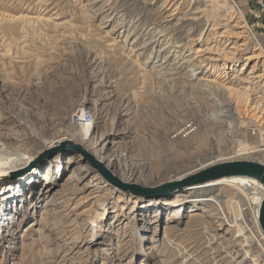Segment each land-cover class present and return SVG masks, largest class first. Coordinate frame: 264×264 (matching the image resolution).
<instances>
[{"label":"rangeland","instance_id":"1","mask_svg":"<svg viewBox=\"0 0 264 264\" xmlns=\"http://www.w3.org/2000/svg\"><path fill=\"white\" fill-rule=\"evenodd\" d=\"M164 1L0 0V138L26 154L23 161L31 156L26 166L60 149L36 162L47 178L32 202L26 196L15 223L0 229V264H264L256 208L241 190L217 186L190 197L219 194L224 211L190 198L165 205L190 186L160 197L136 195L68 146L81 145L143 189L183 180L202 161L264 164V153L240 154L243 146L264 148L263 118L238 114L224 82L240 73L247 55L262 52L264 60L257 0H213L220 10L209 6L191 21L208 0H175L174 16ZM214 23L242 32L240 42L249 45L226 77L223 62L204 69L196 53L203 42L191 43L203 29L212 38ZM208 84L215 94H201ZM81 108L92 115L88 139L72 120ZM239 224L252 232L242 233Z\"/></svg>","mask_w":264,"mask_h":264},{"label":"bare ground","instance_id":"2","mask_svg":"<svg viewBox=\"0 0 264 264\" xmlns=\"http://www.w3.org/2000/svg\"><path fill=\"white\" fill-rule=\"evenodd\" d=\"M202 1H201V3H202ZM208 2H210V3L206 4L204 6V8H203V6L202 7L200 6V8L198 7L192 13V17L191 18L189 17L190 21H191V19L192 20L202 19L204 17L206 9L209 6L212 8H215V9L218 8V10H220L219 8H221V7H216L217 6V4H215L216 1L208 0ZM162 5H164L163 7H166L167 9L171 10V12L169 14L170 16L176 15V13L178 11L177 9H179V7H180L179 4H177V2L175 0H165L164 4H162ZM174 6H175V8L172 9V7H174ZM218 10H217V12H218ZM218 13H220V11ZM215 17H216V15H215ZM216 20H214V21H216ZM223 27H225V26H223ZM200 29H201V27H200ZM189 30L192 31L191 29H189ZM209 30H211L212 38L205 39L207 36H205L204 29H203V32L200 34L198 39L195 38V39L191 40V43L195 45L197 43L203 42V48L199 47L197 49L196 53H197V57L201 59L200 62L202 64V66L204 67V69L215 70L219 67V65H220L219 63L223 62V69H226L229 71V72L224 71L223 74H225V75H223V76L226 77L227 74H229L236 67L235 62H233V59H235L239 53L241 54V51L245 50L246 45H248V44H246V41L242 42V43L240 42L241 40H239V39L242 37L241 36L242 32H240V31H236V30H233V29L228 28V27H225L223 29L221 28V30H219L215 23L212 25V27H210ZM190 37L191 36L189 34V38ZM174 38H176V37H174ZM190 47H191V45H190ZM262 58H263L262 52H258V53L254 52L253 54L247 55L245 57V61L242 65V68L240 69V73L238 75H235V76L232 75L234 78L231 80H228L229 76L226 77L224 82L226 84H231V85L227 86L228 90H229V96H230V99H232V101L236 105L238 114L241 112V109H243V110L247 111L249 115L251 114L252 117L254 116V118H255V116L256 117L262 116L263 120H260V121H262L264 123V95H258V92L256 89L258 86L257 84H259L261 87L264 88V60ZM190 72L191 73H189V74H191V76L193 77L195 75V71L192 69V70H190ZM168 73H170V72H168ZM220 74L221 73H218L217 75L219 76ZM173 77H174V75H173ZM171 81H172V79H171ZM172 84H173V82H172ZM199 90H200L201 94H203V91L204 92L206 91V93L210 92L209 94H212V95L215 94L213 92V87H211L210 84L205 85L203 87H200ZM195 107H196V105L193 108H195ZM258 113H260V115H258ZM83 115H85L84 108L78 109L72 114V120L75 119L74 116L83 117ZM231 125L232 126H230L229 133H230V135H233L235 133V127H234L235 124L232 122ZM80 126H81V128H80L79 132L82 134L84 139H88L90 134H91V125L81 123ZM3 140L4 139L0 138V229L2 228L5 231V228L8 226V224L15 223L14 221L19 216L20 212L24 213V209H26V207L29 204L27 202L28 200H27L26 196H29L31 198V201L29 199L30 202H32L33 197L35 199V197L37 195V190L40 188V186L43 183V181L45 180V178H47V175L44 174V171L40 170L41 168L39 166H36L37 161L36 162L34 161L33 163L31 162L30 165L26 166L29 163V161L32 159V158H30L31 156H27L29 158L28 161L27 160L23 161L26 158V154L10 149ZM48 146H50V145H48ZM241 150H243V152L240 154L257 153L262 157H263V153H264V148L259 149V147H256V148L254 147L252 150H250L246 146H243ZM21 160L24 163H20ZM214 162H210L208 164H203V161H202V163H199L196 167H194L192 170L190 169L187 172H189V173L196 172V171L200 172V171L204 170L205 168L210 167L209 165L214 164ZM21 166H23V167L26 166V167H24V168L22 167L23 168L22 169V168H20ZM14 168H20L21 170H19L18 172H15L13 174H9V175L4 174L5 171H9V170L14 169ZM29 169H31V170H29ZM128 170H130V169H128ZM2 172H4V173H2ZM198 172H196V173H198ZM217 186H228V187L239 189L242 192H244V194H246L250 203L255 205V208H256L255 209V220H256V223L259 225L260 207H261L262 202L264 200V184L261 181H259L258 179L251 177V176H223V177H220V178L215 179V180L204 182L202 184L191 185L190 187L183 189V191L175 193L174 195L166 198L164 200L165 205L181 206L182 204H184L185 202L188 201L187 199L195 196L192 194V193H194V191L201 190V189L205 190L207 188L217 187ZM189 191H190V194L188 193ZM218 195L219 194H210V195H206L203 197L190 198V199H192V201H194L196 203L206 202V203L217 204V205H219L220 209L222 211H224V208L220 203L221 201H220V198ZM156 200L157 199H154V200L151 199L150 202L154 203ZM25 201H26V203H25ZM240 207H241V203H239V208ZM240 210L243 211V209H240ZM193 215H195V214H193ZM244 216H246V215H244ZM239 227H240V231L242 233L246 234L248 231L252 232V227L249 228L246 224H245V226H242V224H239ZM247 228H248V230H247ZM258 231L261 234V236H263V239H264V232L261 229L260 225L258 227ZM252 234L254 235L253 237L256 236L254 234V232ZM247 239H248V237H246V240ZM247 246H249V245H247Z\"/></svg>","mask_w":264,"mask_h":264},{"label":"water","instance_id":"3","mask_svg":"<svg viewBox=\"0 0 264 264\" xmlns=\"http://www.w3.org/2000/svg\"><path fill=\"white\" fill-rule=\"evenodd\" d=\"M68 146L76 152L83 154L86 159L89 160L91 165L96 168L99 173L104 176V178L110 183H112L115 187L124 191L130 190L136 195L145 196L147 198L160 197L164 194H170V192H172L171 190L177 188L183 189L191 185L202 184L204 182L215 180L223 176H251L258 179L264 184L263 163H258L249 160H235L217 163L208 168H205L204 170L198 173L187 176L183 180L171 182L162 187L143 189L138 184H129L124 182L122 179L112 173L101 160H97L87 151V149H85L81 145L72 143L70 141L68 142ZM59 151L60 149H56L47 152L45 155H42L39 159H37L38 165H40V163L45 162L48 158L52 157ZM259 225L264 232V200L260 207Z\"/></svg>","mask_w":264,"mask_h":264},{"label":"built area","instance_id":"4","mask_svg":"<svg viewBox=\"0 0 264 264\" xmlns=\"http://www.w3.org/2000/svg\"><path fill=\"white\" fill-rule=\"evenodd\" d=\"M257 4H258V9H256V11L254 12V16L257 19H260L264 14V0H257ZM74 117H75V119H73V123H76L79 125H81V123L88 125L89 122L92 120L91 119L92 115L86 111H85V115H83V117H77V116H74Z\"/></svg>","mask_w":264,"mask_h":264}]
</instances>
